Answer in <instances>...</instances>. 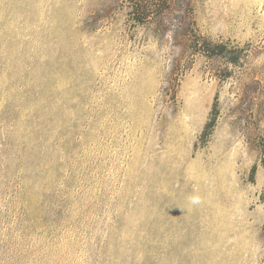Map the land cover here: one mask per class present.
I'll list each match as a JSON object with an SVG mask.
<instances>
[{
    "label": "rangeland",
    "instance_id": "1",
    "mask_svg": "<svg viewBox=\"0 0 264 264\" xmlns=\"http://www.w3.org/2000/svg\"><path fill=\"white\" fill-rule=\"evenodd\" d=\"M263 159L264 0H0V264H264Z\"/></svg>",
    "mask_w": 264,
    "mask_h": 264
},
{
    "label": "trees",
    "instance_id": "2",
    "mask_svg": "<svg viewBox=\"0 0 264 264\" xmlns=\"http://www.w3.org/2000/svg\"><path fill=\"white\" fill-rule=\"evenodd\" d=\"M165 2V0H161ZM193 44H197V51L206 55L209 58H213L215 56L224 57L228 62L232 64H239L240 54L234 48H229L224 43H214L206 37H202L200 40H195ZM214 125V118H212L206 125L204 134ZM264 161V159H263ZM253 174L255 173V166L252 169Z\"/></svg>",
    "mask_w": 264,
    "mask_h": 264
},
{
    "label": "clouds",
    "instance_id": "3",
    "mask_svg": "<svg viewBox=\"0 0 264 264\" xmlns=\"http://www.w3.org/2000/svg\"><path fill=\"white\" fill-rule=\"evenodd\" d=\"M189 201L192 205H198L201 201H200V197L193 195L189 198Z\"/></svg>",
    "mask_w": 264,
    "mask_h": 264
}]
</instances>
